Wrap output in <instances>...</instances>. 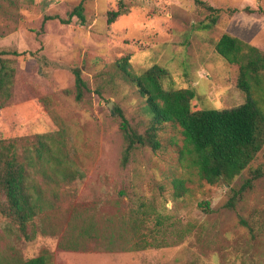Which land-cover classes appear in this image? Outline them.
<instances>
[{
    "label": "rangeland",
    "instance_id": "374dc122",
    "mask_svg": "<svg viewBox=\"0 0 264 264\" xmlns=\"http://www.w3.org/2000/svg\"><path fill=\"white\" fill-rule=\"evenodd\" d=\"M80 1L0 0V50L19 52L9 55L16 73L0 109V139L19 138L21 153L33 134L59 139L60 132L83 174L60 185L36 176L43 209L31 240L0 215V264L44 251L52 264H264V145L230 183L209 184L181 126L169 121L158 130L159 148L137 147L123 167L115 112L122 109L139 132L149 125L144 99L116 65L125 56L136 74L158 64L168 71L165 88L192 89V109L242 103L238 66L214 45L228 33L264 53V14L245 11L264 10V0H203L216 13L193 0H85L83 21L61 22ZM45 16L58 18L42 24ZM75 68L88 88L79 100ZM259 79L252 96L264 108V71ZM253 172L251 186L227 207L232 189Z\"/></svg>",
    "mask_w": 264,
    "mask_h": 264
},
{
    "label": "trees",
    "instance_id": "16d2710c",
    "mask_svg": "<svg viewBox=\"0 0 264 264\" xmlns=\"http://www.w3.org/2000/svg\"><path fill=\"white\" fill-rule=\"evenodd\" d=\"M84 1L81 0L75 5L66 18L59 20L69 23L76 16L83 21ZM193 1L211 13L219 11V8L203 0ZM245 11L264 14L261 8L254 10L245 7ZM119 13V10L109 12L108 22ZM49 18L58 17L45 16L42 24ZM216 21L217 15L211 14L209 23L214 24ZM214 47L226 61L238 66L237 87L245 93V100L232 108L192 109L194 91L190 88H165L162 81L168 76V71L164 67L153 64L142 73L136 74L129 68L127 56L117 60L116 65L123 76L135 85L150 115L148 127L144 132H139L130 124L122 109H115L125 142L121 166H126L137 147L149 146L156 151L160 146L158 130L162 123L171 121L181 126L185 143L194 153L193 163L197 167L198 175L209 184L219 180L230 183L235 176L248 168L264 145V108L252 96L253 85L259 86L261 83L259 74L264 71V53L257 46L228 33H223ZM18 54L17 50H0V109L9 103L15 80L16 69L9 55ZM73 74L75 98L79 100L83 95L82 90L88 88L79 69H73ZM261 101L264 105V96ZM53 135L33 134V140H30L21 153L17 149L19 138L0 139V215L15 224L26 240L33 239L31 226L37 213L43 209L41 193L35 188L36 176L60 185L83 175L73 167L61 133H57L59 139ZM254 177L256 176L253 172L239 188L232 189L227 207H234L235 201L242 198ZM52 263V254L44 251L11 264Z\"/></svg>",
    "mask_w": 264,
    "mask_h": 264
}]
</instances>
